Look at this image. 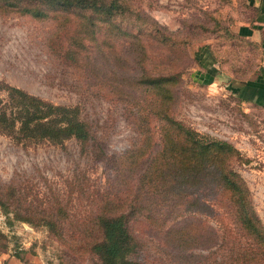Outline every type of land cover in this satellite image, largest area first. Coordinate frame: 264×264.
I'll return each instance as SVG.
<instances>
[{"label":"trees","instance_id":"obj_1","mask_svg":"<svg viewBox=\"0 0 264 264\" xmlns=\"http://www.w3.org/2000/svg\"><path fill=\"white\" fill-rule=\"evenodd\" d=\"M133 5L128 0H0L1 11L48 19L55 33L63 32L62 56L69 66H86L95 55L90 61L93 81L110 94L127 96L124 102L135 106L137 137L122 153L111 154V186L116 189L92 219L96 234L88 249L98 264H146L128 257L137 245L128 222L141 217L163 235L176 264H264V224L233 167L238 149L173 116L180 81L176 60L185 56L176 50L183 44L175 32ZM143 38L159 42L165 51L156 71L145 67L151 56ZM123 56L140 72L122 77L126 89H111V58ZM0 133L17 142L53 144L71 137L84 144L92 137L76 105L51 102L3 79ZM19 188L12 182L0 185V209L7 222L40 224L60 236V207H34L28 191Z\"/></svg>","mask_w":264,"mask_h":264},{"label":"rangeland","instance_id":"obj_2","mask_svg":"<svg viewBox=\"0 0 264 264\" xmlns=\"http://www.w3.org/2000/svg\"><path fill=\"white\" fill-rule=\"evenodd\" d=\"M128 1L144 16L175 32L182 42V48L176 50L185 56L176 60L180 81L173 116L200 134L225 139L238 149L240 158L233 167L243 177L264 224V106L241 101L223 72L238 65L245 69L255 57L250 44L230 34L243 12V0ZM63 37V32L55 33L48 19L0 10V79L51 102L76 105L92 135L84 144L73 137L53 144L45 140L17 142L0 133V185L12 182L16 188L20 186L18 192L27 190L31 205L59 206L58 214L63 217L62 232L56 236L40 224L16 219L8 223L0 209V251L16 264H98L88 241L96 234L94 215L116 189L111 186V154L122 153L137 137L135 106L124 102L127 96L116 91L110 94L107 87L93 81L90 61L95 55L88 65L77 68H85L84 73L69 66L62 56ZM143 41L151 56L145 67L156 71L165 51L159 42ZM204 54L216 58L219 69L213 81L198 82L194 72ZM111 69L115 72L111 89L115 85L126 89L122 77L140 72L128 56L111 58ZM128 226L137 243L129 258L146 264H176L171 246L154 226L141 217L130 220Z\"/></svg>","mask_w":264,"mask_h":264},{"label":"crops","instance_id":"obj_3","mask_svg":"<svg viewBox=\"0 0 264 264\" xmlns=\"http://www.w3.org/2000/svg\"><path fill=\"white\" fill-rule=\"evenodd\" d=\"M234 23L231 32L251 45L255 57L245 69L240 65L236 69L224 68V78L241 101L264 106V0H243V12ZM206 57L204 54V60H199L200 67L195 68V81L215 79V71L219 69L217 60ZM242 61L246 62V57ZM7 256L0 251V264L17 263L13 257Z\"/></svg>","mask_w":264,"mask_h":264}]
</instances>
